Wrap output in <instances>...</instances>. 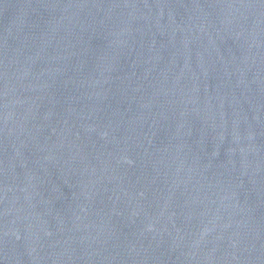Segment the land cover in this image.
Here are the masks:
<instances>
[{
    "label": "water",
    "instance_id": "95a60500",
    "mask_svg": "<svg viewBox=\"0 0 264 264\" xmlns=\"http://www.w3.org/2000/svg\"><path fill=\"white\" fill-rule=\"evenodd\" d=\"M0 264H264V0H0Z\"/></svg>",
    "mask_w": 264,
    "mask_h": 264
}]
</instances>
